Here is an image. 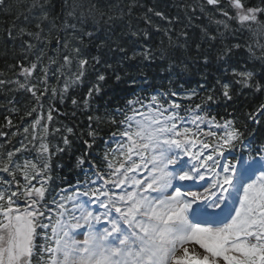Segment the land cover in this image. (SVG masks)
Here are the masks:
<instances>
[{
	"label": "snow or ice",
	"instance_id": "6c2138e0",
	"mask_svg": "<svg viewBox=\"0 0 264 264\" xmlns=\"http://www.w3.org/2000/svg\"><path fill=\"white\" fill-rule=\"evenodd\" d=\"M0 6L7 7V0H0ZM137 6L136 0L127 6L61 0L60 12L54 14L52 0H31L21 15L34 28L14 24L9 30V38L21 41L22 60L14 66L19 69L14 79L0 78V88L27 92L34 104L25 112L32 120L23 127L19 147L0 151V264H264V144L252 148L234 119L211 115L212 94L194 105L180 101H192L195 90L133 94L108 116L115 131L104 142L102 155L88 162L85 180L47 201L53 155L47 138L62 129L51 127L55 109L49 104L45 112L44 101L59 97L63 102L70 90L94 77L84 98L88 106L109 69L121 80L113 65L91 55L88 46L98 25L111 29ZM198 7L217 25L216 35L205 30L204 37L214 41L230 33L235 40L217 50L218 60L230 61L243 50L248 60L264 66V0L259 5L202 0ZM148 13L172 23L148 8L143 17L148 26ZM126 28L110 48L121 62L159 60L177 75L181 66L187 68L182 58L188 50L187 31L173 42L165 29L168 46L137 48L140 39L149 38L147 29L130 23ZM200 47L196 44L198 51ZM203 62L208 63L206 54ZM247 62L226 68L230 78L216 81L226 100L232 99L235 85L264 92V83L255 81ZM257 115H264V105ZM249 119L259 122L254 115ZM5 120L7 127L13 125L9 117ZM63 132L71 134L73 128ZM67 134L61 137L65 146L70 145ZM88 135L92 142L84 143L90 149L96 132ZM26 152H34L35 158L24 156Z\"/></svg>",
	"mask_w": 264,
	"mask_h": 264
},
{
	"label": "trees",
	"instance_id": "16d2710c",
	"mask_svg": "<svg viewBox=\"0 0 264 264\" xmlns=\"http://www.w3.org/2000/svg\"><path fill=\"white\" fill-rule=\"evenodd\" d=\"M202 0H136L138 6L132 10L131 16L126 17L124 21L117 20L110 29L105 25H98L95 35L89 44L91 55L99 56L102 61H107L113 65V68L121 75V80L117 81L113 75L112 69L106 73L107 80L102 83L101 91L94 95L88 103L84 105V98L88 87L94 81V77L85 80L82 87L70 90L63 102L59 97L44 101L45 112L49 104L53 106L52 128H61V133H55L47 138L53 155L51 156V180L49 181V191L46 194L47 201L50 203L54 195H58L60 190L68 188L70 185H76L78 181L85 180V172L89 169V161H94L102 155L105 149V141L109 139L114 126L107 122L108 116L118 107H123L125 101L133 94L145 95L156 90L171 89L181 93L195 90L197 96L192 101L181 100L182 105L199 103L206 100L208 94L215 97V102L208 105V111L215 115L219 120L234 119L238 127L245 131V142L256 148L264 144V115L256 116V123L249 119V115H254L264 103V92H257L254 88H242L239 85L234 86L232 99L226 100L220 95L219 87L216 85L218 79H226L228 74L226 68L231 66L243 65L247 62V67L253 69L256 73L255 81L264 83V66L259 62L248 60L247 54L243 50L238 51L230 61L222 62L216 58L217 50L225 44L234 43L232 35L225 34L217 36L214 41L204 37V31L210 34H217V25L209 20V13H201L199 5ZM253 5H259L260 0H246ZM31 3V0H7V7L0 6V78L14 79L19 71L18 63L22 60L21 41L18 38H9L8 32L15 24L19 27H32L25 24L21 15L25 11V5ZM101 3L108 5L119 4L127 6L129 0H101ZM55 6V13L59 14L61 0H52ZM160 11L172 20L168 23L156 17L153 13H148L151 17L152 25L144 23L143 17L147 9ZM111 14L116 15L113 11ZM19 16V19H16ZM130 23L133 28L147 29L149 38L145 41L140 39L136 47L148 45L153 48L168 46V37L164 30L168 29L172 33V40L176 42L181 31L188 33V50L183 53L187 61V68L182 70L180 75L174 71L166 70L167 65L159 60L153 63H147L142 60L128 61L123 60L119 53L110 50L113 41L118 42L122 34H126V25ZM159 26L160 31L156 30ZM235 27V25H233ZM220 28V32H223ZM247 37L248 33H244ZM181 42L183 38L181 37ZM196 44H200L199 51ZM51 54V53H50ZM208 56V63L203 62V55ZM47 59L45 58V63ZM53 69L55 66H52ZM103 70L104 65L101 64ZM136 83L132 84L131 80ZM52 84L56 81L53 79ZM203 85V87H201ZM215 88V92L210 90ZM143 90V91H142ZM77 100V104L72 103V99ZM11 101V103H10ZM34 104L29 93L22 90L9 88H0V128L7 124L5 117L13 121V130L8 136H0V151L10 150L13 147H19V141L23 138V127L29 126L32 117L25 115V112ZM15 107L17 112H12ZM183 111V110H182ZM35 115V114H33ZM89 117H92L89 120ZM71 127L73 133L67 134L63 130ZM96 132V140L92 148H88L85 141L92 142V137L88 135L90 131ZM19 132V135L12 136L13 132ZM67 134L70 145L63 144L62 135ZM11 143H7L10 141ZM64 148V151L57 152L56 147ZM24 156L34 159L35 153H24ZM83 158L85 163L78 164V160ZM2 175V174H0ZM91 175V172H89Z\"/></svg>",
	"mask_w": 264,
	"mask_h": 264
},
{
	"label": "water",
	"instance_id": "95a60500",
	"mask_svg": "<svg viewBox=\"0 0 264 264\" xmlns=\"http://www.w3.org/2000/svg\"><path fill=\"white\" fill-rule=\"evenodd\" d=\"M4 132H7V128L6 129H3Z\"/></svg>",
	"mask_w": 264,
	"mask_h": 264
}]
</instances>
